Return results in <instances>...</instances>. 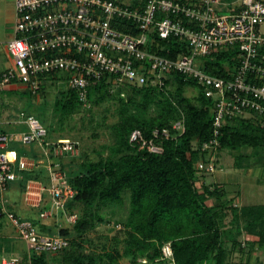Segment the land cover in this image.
<instances>
[{
    "label": "built area",
    "instance_id": "obj_1",
    "mask_svg": "<svg viewBox=\"0 0 264 264\" xmlns=\"http://www.w3.org/2000/svg\"><path fill=\"white\" fill-rule=\"evenodd\" d=\"M139 3L132 8L118 0H14L15 37L6 43L14 65L0 72V91L20 84L35 92L47 78L75 90L85 107L89 106L87 90L93 81L162 86L173 74L191 77L213 104V138L201 147L208 153L196 168L213 173L218 137L227 119L254 115L264 127V0H241L235 7L224 0ZM169 38L185 44L187 52L169 58L150 50L152 46L162 49L156 39ZM222 50L236 53L228 77L209 74L203 67L208 57ZM13 124L26 130L0 129V209L24 242L28 260L10 256L2 258L0 264H31L32 253H57L67 246V240L40 233L32 220L19 217L7 192L10 185L23 180V172L45 168L47 184L28 180L22 191L23 202L38 209L36 220L41 224L63 215L74 224L76 215H68L65 208L74 191L58 159L78 157L79 147L73 139L48 138L39 120L23 111ZM172 129L181 134L183 121H176ZM152 134L157 137L159 131ZM160 134L165 138L171 135L169 129ZM137 140L150 152H161V147L146 141L140 130L129 136L130 143ZM12 144L37 147L40 158L19 157L10 149ZM162 253L172 259L168 244Z\"/></svg>",
    "mask_w": 264,
    "mask_h": 264
},
{
    "label": "trees",
    "instance_id": "obj_2",
    "mask_svg": "<svg viewBox=\"0 0 264 264\" xmlns=\"http://www.w3.org/2000/svg\"><path fill=\"white\" fill-rule=\"evenodd\" d=\"M139 1L133 0L131 7H136ZM156 40L162 49L152 46L150 50L161 55L175 58L187 52L186 45L176 39ZM235 55L232 50L216 51L205 60L204 70L228 77ZM44 80L35 92L26 87L24 93L45 98L47 89H54L53 111L60 126L76 112L104 105L113 108L115 120L108 126L112 143L101 149L98 159L85 156L81 160L80 155L58 159L62 169L67 170V182L74 191L65 205L66 212L76 215V221L70 227H46L32 220L40 233L65 237L67 246L57 253H32L31 264H122L123 259L131 264H137L139 259L150 264H225V245L244 250L241 236L250 245L249 252L255 244L264 246V204L238 207L227 199L223 185L200 181L204 174H200L196 164L206 159L208 152L201 147L213 138V104L193 78L173 74L164 79L162 86L93 81L87 90L89 106L85 107L75 90ZM188 88H195L197 93L187 97ZM258 119L254 115L227 119L220 130L216 152L264 149V127ZM178 120L184 125L181 134L172 129ZM39 122L47 129L48 138H53L57 130L46 127L43 120ZM163 129H169L171 135L161 136ZM134 130H140L146 141L159 145L161 152H150L139 140L130 143L129 136ZM155 130L159 131L157 137L152 134ZM10 149L16 150L19 157L40 158L33 146L12 144ZM244 159L247 155L239 154L235 164L242 166ZM22 175L23 180L18 183L22 191L28 180L47 184L45 168ZM126 200L128 211L124 219L112 222L102 216L103 207H119ZM79 204L82 213L76 214L74 209ZM6 220L0 209L1 235ZM110 222L118 229L110 245L100 253H84L85 233ZM10 241L5 236L0 238V252L7 257L12 256L8 249ZM167 244L172 259L163 257L162 248ZM21 257L28 260L27 253Z\"/></svg>",
    "mask_w": 264,
    "mask_h": 264
},
{
    "label": "rangeland",
    "instance_id": "obj_3",
    "mask_svg": "<svg viewBox=\"0 0 264 264\" xmlns=\"http://www.w3.org/2000/svg\"><path fill=\"white\" fill-rule=\"evenodd\" d=\"M118 1L128 4L133 0ZM13 2L14 0H0V60L5 67L14 65L13 59L6 52V43L15 37V10ZM224 2L235 7L241 3V0H224ZM11 85L5 86L0 91V121L15 122L16 124V121L19 120L20 112L30 113L40 121L43 120V124L46 127H54L57 130L54 134L55 136L61 135L63 136L62 138L77 141L81 160L85 156L91 160L98 159V153L101 149L112 143L108 127L115 120L112 107L104 105L92 108L90 111L76 112L60 126L58 116L53 111V101L56 96L54 89L49 87L45 98L41 96L30 97L29 94L24 93L26 88L23 86L25 85H17L14 91L10 90ZM196 93L197 90L195 88H188L185 95L193 97ZM14 126H0V129L5 132L26 130L25 126ZM239 154L247 155V159L243 160L242 166L235 164L236 157ZM215 157L217 162L215 171L213 173L200 171V174H204V179L201 181L207 184L222 182L227 193V199L238 207L264 204V149L251 150L244 148L236 151L224 149L216 152ZM65 159L69 160V158ZM208 203L210 204V202ZM23 204L28 210L30 209L24 202ZM33 209V212L38 214V209ZM127 211L128 202L126 200L119 207H103L101 214L104 218L115 222L124 219ZM74 212L76 214L82 213V205H76ZM112 222L110 224L103 223L96 225L85 233L87 242L84 244V253H100L103 247L110 245L111 238L116 235V230H118ZM7 223L9 224V221ZM7 223L6 226L9 228ZM57 223L58 225H55L61 227H70L72 225L67 222L66 215L58 218ZM8 228L6 229V233L10 232L13 236H17L14 230L10 231L11 229ZM240 240L245 243L243 251L233 249L230 245H225L227 250L225 264H245L247 261L264 264V246L255 244L253 251L249 252L250 245L245 241V237L241 236ZM19 244L21 247H25V253H27L24 242L20 241ZM15 256L22 258L19 251L18 255ZM121 262L122 264H131L127 259H123ZM137 264L150 263L145 259H139Z\"/></svg>",
    "mask_w": 264,
    "mask_h": 264
},
{
    "label": "crops",
    "instance_id": "obj_4",
    "mask_svg": "<svg viewBox=\"0 0 264 264\" xmlns=\"http://www.w3.org/2000/svg\"><path fill=\"white\" fill-rule=\"evenodd\" d=\"M14 4V2H13ZM7 67H5L3 64H2V61L0 60V72L3 71L4 69H6ZM17 85H20V84H14V85H11V91H14L16 90V86ZM26 88V86H23ZM14 124L9 122V121H0V126H13ZM16 126V125H15ZM14 126V127H15ZM23 126V125H22ZM13 131V130H11ZM10 131V132H11ZM14 131H24V130H14ZM34 147V146H33ZM35 150H36V153L38 154V156L41 155L40 153V149H38L37 147H34ZM204 179L203 178H200V181ZM205 183V182H204ZM207 184V183H205ZM217 184H222V182H219ZM223 188L225 189L224 185H223ZM7 197L9 198V201L11 203V208L15 211V213L23 218V219H29V220H35L36 217H37V214L35 212H33V208H30L29 210L26 208V206H24L23 204V195H22V190H21V187L18 183H15V184H12L7 192ZM58 218H60V216H58L57 218H51V219H48L44 224V226L46 227H55V224L58 225L57 223V220ZM8 222V220H7ZM6 222V223H7ZM56 222V223H55ZM8 224V223H7ZM9 225V228L8 226L5 227L4 231H3V235L0 234V238H3L4 236L6 237V240H11L10 244V248H8L10 251H11V255L12 256H15V255H18V251L20 252L21 255H24L26 250H25V247H21L20 246V240L17 238V236H13L9 230L8 232L9 233H6V229H11L10 231H13L14 229L12 228V226L10 225V223L8 224ZM15 231V230H14ZM12 248V249H11ZM5 249V248H4ZM4 257H7L6 254H3V252H0V262H1V259L4 258Z\"/></svg>",
    "mask_w": 264,
    "mask_h": 264
}]
</instances>
